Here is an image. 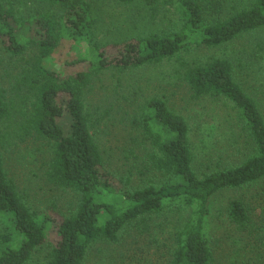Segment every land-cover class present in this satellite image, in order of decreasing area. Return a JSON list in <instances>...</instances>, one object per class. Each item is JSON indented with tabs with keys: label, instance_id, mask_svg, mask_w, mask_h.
<instances>
[{
	"label": "trees",
	"instance_id": "16d2710c",
	"mask_svg": "<svg viewBox=\"0 0 264 264\" xmlns=\"http://www.w3.org/2000/svg\"><path fill=\"white\" fill-rule=\"evenodd\" d=\"M131 4L135 0H120ZM158 4L159 0H147ZM44 8L28 20L32 38L21 39L13 0H0V39L14 56L36 47L18 85L33 98L24 111L27 133L51 147L50 182L79 194L74 211L57 225L46 264H84L97 242L117 241L133 224L148 225L151 217H176L175 247L169 264H214L206 233L213 196L224 189L249 187L264 181V113L258 101L235 78L233 61L215 52L248 33L264 30V0H249L221 18L207 15L208 0H180L183 24L175 31L154 32L123 40L113 54L96 41V20L89 0H39ZM217 10V9H216ZM71 37L86 46L87 55L74 64L79 69L63 73L49 68L45 59ZM263 47L262 44L259 45ZM176 59L184 80L196 97L225 100L248 131L253 148L238 165H217L208 172L197 169L199 146L190 134L184 116L157 97L147 101L142 118L144 134L151 140L148 154L154 172L148 184L117 193L113 177L104 169L102 151L96 142L86 112L85 90L104 69L125 71ZM9 104L0 99V118L9 116ZM208 157L210 146H202ZM209 150V151H208ZM163 179L162 182L156 180ZM106 195L104 200L100 196ZM230 219L247 228L250 218L242 200L229 206ZM0 264H26L47 241L48 216L40 218L20 195L9 177L0 150Z\"/></svg>",
	"mask_w": 264,
	"mask_h": 264
},
{
	"label": "rangeland",
	"instance_id": "374dc122",
	"mask_svg": "<svg viewBox=\"0 0 264 264\" xmlns=\"http://www.w3.org/2000/svg\"><path fill=\"white\" fill-rule=\"evenodd\" d=\"M89 1L96 20V41L109 54L126 38L171 32L183 24L180 0H159L157 5L147 0H135L131 4L120 0ZM208 1L203 4L209 7L207 15L211 19L223 18L235 9L249 6V0ZM13 2L17 9L18 34L21 39L30 40L33 24L28 20L45 5L39 0ZM5 45L0 39V99L9 104L11 114L0 118V150L6 171L27 205L40 218L48 216L51 220L47 241L26 263L46 264L56 227L74 211L79 194L50 182L47 172L51 147L22 128L24 111L31 108L33 98L18 82L36 47L32 46L23 56H14ZM87 51L85 45L66 37L44 63L66 73L75 68L74 63L86 56ZM215 52L233 61L236 80L258 101L264 113V30L248 33L215 51H205V56ZM84 66L81 63L76 67ZM181 71L176 59L125 71L108 68L97 74L86 88L85 104L91 131L117 193L143 187L154 174L148 157L154 149L141 124L148 109L146 103L153 97L163 99L170 109L188 121L191 139L199 146V171L208 172L217 165H238L253 148L247 129L231 105L220 98L196 97ZM204 143L210 146L208 157L202 148ZM100 197L104 200L106 195ZM234 200H242L248 208L250 221L245 229H240L229 217V206ZM176 220V217L154 216L146 227L141 223L130 225L117 241L95 243L84 264H169L175 247L172 236ZM206 233L214 264H264V181L217 192L210 203Z\"/></svg>",
	"mask_w": 264,
	"mask_h": 264
}]
</instances>
